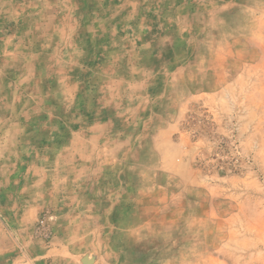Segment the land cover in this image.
Wrapping results in <instances>:
<instances>
[{
  "label": "rangeland",
  "instance_id": "374dc122",
  "mask_svg": "<svg viewBox=\"0 0 264 264\" xmlns=\"http://www.w3.org/2000/svg\"><path fill=\"white\" fill-rule=\"evenodd\" d=\"M0 220V264H264V0H0Z\"/></svg>",
  "mask_w": 264,
  "mask_h": 264
},
{
  "label": "crops",
  "instance_id": "0c3cea01",
  "mask_svg": "<svg viewBox=\"0 0 264 264\" xmlns=\"http://www.w3.org/2000/svg\"><path fill=\"white\" fill-rule=\"evenodd\" d=\"M34 9H35L36 13H39L40 12V7H34ZM26 10H28V9L26 8ZM30 16H32V15H30ZM27 17H29L28 14L26 15V18ZM65 17H66V15H64V18ZM57 22H58V20H57ZM54 27L55 26L50 27V29L47 32V34L50 33L51 28H54ZM56 28H58V25H57ZM8 87L11 89V84H8ZM21 121L24 122V119H22ZM40 208H41L40 205H37V204H33L29 208H27V210L25 211V217H23V219H21V222H20L21 226H20V228L18 230H30V227L35 223V221H36V219L38 217L37 216V213L39 212ZM3 230H4V227H3L2 223H1V220H0V237L3 234V232H4ZM80 230H86V233H90V231L97 230V228L95 226L93 228H91V227L88 228V229H84L83 228V229H80ZM1 232H2V234H1ZM78 233H81V231H78ZM71 249H72L71 247H67L66 250L64 251V248H61V249H59V248H53V249H51V250H49L47 252V255L48 256L55 255L58 252H61V253H67L68 252L69 253V252H71Z\"/></svg>",
  "mask_w": 264,
  "mask_h": 264
},
{
  "label": "built area",
  "instance_id": "2783aa9c",
  "mask_svg": "<svg viewBox=\"0 0 264 264\" xmlns=\"http://www.w3.org/2000/svg\"><path fill=\"white\" fill-rule=\"evenodd\" d=\"M56 216L51 211L43 212L35 223L34 232L38 238L51 242L54 238Z\"/></svg>",
  "mask_w": 264,
  "mask_h": 264
}]
</instances>
